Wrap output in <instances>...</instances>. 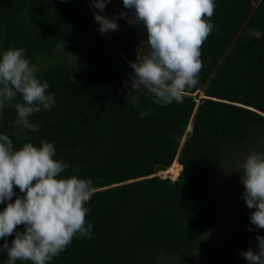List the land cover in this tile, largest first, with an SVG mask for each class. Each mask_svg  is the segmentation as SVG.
Wrapping results in <instances>:
<instances>
[{"label":"trees","instance_id":"obj_1","mask_svg":"<svg viewBox=\"0 0 264 264\" xmlns=\"http://www.w3.org/2000/svg\"><path fill=\"white\" fill-rule=\"evenodd\" d=\"M214 3V28L201 47L198 84L186 90L182 103L161 107L146 92L128 97L132 89L124 87L134 75L128 63L150 51L141 27L131 25L113 39L121 55L110 59L106 35L85 0H0V58L10 48H23L36 65L59 48L72 56L78 52L81 59L80 69L73 60L37 69L56 104L31 117L39 130L25 133L27 140L12 137L16 150L29 142L53 143L54 159L69 165L61 178L92 179L96 189L86 204L93 234L74 237L48 264H161L162 253L189 261L198 250L202 264H244L241 252L250 246L257 250L256 237H264V229L251 224L255 209L243 199L242 182L225 236L199 247L220 216L215 183L227 150L237 149L241 170L252 129L264 131V0ZM199 90L203 96L197 101ZM149 109L147 117L139 115ZM2 111L0 134H11L17 114L10 106ZM188 123L191 131L179 147ZM261 145L256 152L264 153ZM176 154L181 165L173 162ZM76 166L80 171L73 173ZM165 169L176 175L174 181L156 175ZM14 191L13 203L24 195ZM7 203L0 204V212ZM23 230V225L16 229ZM14 239L15 234L0 239V246L6 241L11 246ZM6 261L0 252V264Z\"/></svg>","mask_w":264,"mask_h":264},{"label":"clouds","instance_id":"obj_2","mask_svg":"<svg viewBox=\"0 0 264 264\" xmlns=\"http://www.w3.org/2000/svg\"><path fill=\"white\" fill-rule=\"evenodd\" d=\"M91 3L104 13L111 0H91ZM123 5L129 11L113 18L94 12V19L102 35L118 31L116 21L122 18L147 33L150 51L138 54L136 62L128 63L134 70V75L130 74L125 81L126 88L131 83L128 97L146 92L161 107L182 103L186 90L198 84L203 67L201 47L214 28L210 22L214 0H123ZM109 41L115 55L120 56L114 40ZM36 73V66L25 58L23 48H10L0 58V117L6 106L17 114L11 134H0V204L9 201L0 212V239L15 234L11 246L7 241L0 246V252L7 255L6 264L17 261L48 264L66 251L74 237L93 234V223L86 221L91 211L86 204L96 191L92 179L76 175L61 178L69 165L63 159H54L55 145L47 140H41L38 147L29 142L19 150L14 148L12 137L27 140L25 133L39 130L31 117L56 104L54 94L47 93L50 85L41 82ZM18 95L22 102H17ZM196 95L197 101L203 96ZM150 111H141L139 115L147 117ZM190 131L191 123H188L182 136L186 138ZM183 142L180 141L179 147ZM177 155L173 162L180 164ZM71 171L78 173L80 168L72 167ZM159 172L156 175L174 181L172 176H162ZM241 172L243 199L249 209H255L250 215L251 224L264 229V153L252 152L246 156ZM15 188L24 195L13 203ZM21 225L24 230L16 231ZM256 240L257 250L250 248L240 254L248 264H264V237L257 236Z\"/></svg>","mask_w":264,"mask_h":264},{"label":"rangeland","instance_id":"obj_3","mask_svg":"<svg viewBox=\"0 0 264 264\" xmlns=\"http://www.w3.org/2000/svg\"><path fill=\"white\" fill-rule=\"evenodd\" d=\"M85 2L87 3L88 7L90 8L93 14L95 12L96 14L105 15L108 18H113L120 12L129 11L124 8L123 0H111V3L107 4L104 13H100L99 9H95L92 6L91 0H85ZM32 6L36 7L37 3H33ZM131 15L132 13L129 12V16ZM116 22L119 25V30L115 32H109L108 34H106L108 39L106 40V42H104L105 52L110 59L114 58L116 52L111 48L110 46L111 41L109 40H113L114 38L119 37L122 34H125L132 29L131 25L127 23V18L118 19ZM246 32L253 36L258 35V32H255L254 30L251 29H247ZM72 60L75 61L74 64L75 68L78 69L81 63L79 53L75 52L73 56L71 54H63L59 51L58 48L55 49L51 55H43V57H41L38 60L35 66L39 70L41 68H45L50 65H55L59 62H72ZM119 67L121 69H124V67L121 64H119ZM124 74H126L125 71ZM127 88H131L130 81ZM195 95L197 97H200L203 94L202 91L199 90L197 93H195ZM263 133L264 131L262 129H258V128L252 129L250 140L249 142L245 143L246 144L244 149L245 153L241 155L244 161L246 156H248L252 152H256L255 149H258L259 151L261 150L262 145L259 146V144L261 142H264ZM184 138L185 137L182 136L180 141L182 140L184 141ZM236 150L237 149L227 150V155H226L227 162L224 161L222 168L216 179L215 198L220 216L215 226L202 236L203 240L201 242V245L199 244V247L201 248L205 244H207L205 245V247H208L212 243H215L218 240L223 239L234 218L236 201L241 187V173H242L240 170V161L237 158V156H235V154H237ZM240 153H242L241 150ZM170 172H172L171 169H169V171H164V172L160 171L158 174L162 176L170 175V177L176 176V175H172L174 173H170ZM250 248L255 251V248L253 246L248 247L247 251ZM202 254L203 252L198 250L194 254L193 259L188 261V260L180 259L178 256L174 254L169 255L162 253L160 256V261L161 264H202L203 262L201 257ZM244 264H248L246 259Z\"/></svg>","mask_w":264,"mask_h":264},{"label":"bare ground","instance_id":"obj_4","mask_svg":"<svg viewBox=\"0 0 264 264\" xmlns=\"http://www.w3.org/2000/svg\"><path fill=\"white\" fill-rule=\"evenodd\" d=\"M175 163H177V162H175ZM178 164V163H177ZM179 165V164H178ZM169 171V170H168Z\"/></svg>","mask_w":264,"mask_h":264}]
</instances>
